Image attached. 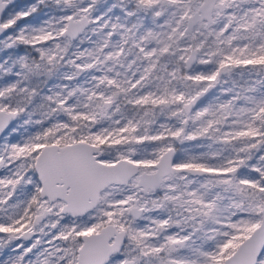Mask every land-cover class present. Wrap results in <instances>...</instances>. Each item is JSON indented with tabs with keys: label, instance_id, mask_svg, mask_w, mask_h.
Returning <instances> with one entry per match:
<instances>
[{
	"label": "snow or ice",
	"instance_id": "snow-or-ice-1",
	"mask_svg": "<svg viewBox=\"0 0 264 264\" xmlns=\"http://www.w3.org/2000/svg\"><path fill=\"white\" fill-rule=\"evenodd\" d=\"M0 264H264V0H0Z\"/></svg>",
	"mask_w": 264,
	"mask_h": 264
}]
</instances>
